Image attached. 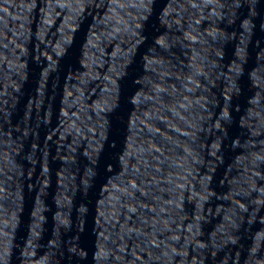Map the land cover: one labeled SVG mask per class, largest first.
Returning a JSON list of instances; mask_svg holds the SVG:
<instances>
[{
    "label": "water",
    "instance_id": "95a60500",
    "mask_svg": "<svg viewBox=\"0 0 264 264\" xmlns=\"http://www.w3.org/2000/svg\"><path fill=\"white\" fill-rule=\"evenodd\" d=\"M104 0H0V264H75Z\"/></svg>",
    "mask_w": 264,
    "mask_h": 264
}]
</instances>
